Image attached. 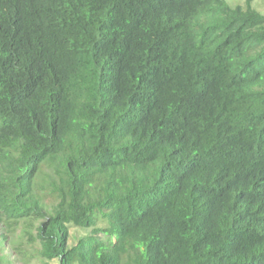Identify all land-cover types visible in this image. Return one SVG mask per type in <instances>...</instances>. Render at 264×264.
<instances>
[{"label": "trees", "instance_id": "obj_1", "mask_svg": "<svg viewBox=\"0 0 264 264\" xmlns=\"http://www.w3.org/2000/svg\"><path fill=\"white\" fill-rule=\"evenodd\" d=\"M252 1L0 0V244L57 264H264Z\"/></svg>", "mask_w": 264, "mask_h": 264}, {"label": "rangeland", "instance_id": "obj_2", "mask_svg": "<svg viewBox=\"0 0 264 264\" xmlns=\"http://www.w3.org/2000/svg\"><path fill=\"white\" fill-rule=\"evenodd\" d=\"M227 1L230 4H234L238 2L242 3L244 0ZM252 2L258 10L264 12V0H253ZM11 241L5 245L0 244V264H57L55 259H46L38 253L37 243H29L24 238L20 246L14 247Z\"/></svg>", "mask_w": 264, "mask_h": 264}]
</instances>
